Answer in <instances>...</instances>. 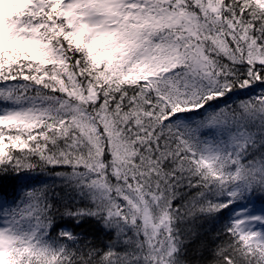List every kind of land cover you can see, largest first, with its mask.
Here are the masks:
<instances>
[{
    "label": "snow or ice",
    "instance_id": "obj_1",
    "mask_svg": "<svg viewBox=\"0 0 264 264\" xmlns=\"http://www.w3.org/2000/svg\"><path fill=\"white\" fill-rule=\"evenodd\" d=\"M0 264H264V0H0Z\"/></svg>",
    "mask_w": 264,
    "mask_h": 264
}]
</instances>
